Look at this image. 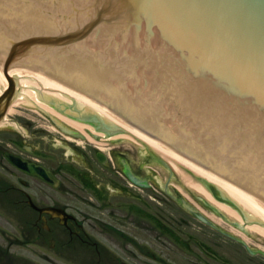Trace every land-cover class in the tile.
Here are the masks:
<instances>
[{
	"label": "water",
	"instance_id": "1",
	"mask_svg": "<svg viewBox=\"0 0 264 264\" xmlns=\"http://www.w3.org/2000/svg\"><path fill=\"white\" fill-rule=\"evenodd\" d=\"M0 68V119L11 77L25 79L40 103L96 113L264 222V0H0ZM42 73L144 133L67 87L32 89Z\"/></svg>",
	"mask_w": 264,
	"mask_h": 264
},
{
	"label": "flooded vegetation",
	"instance_id": "2",
	"mask_svg": "<svg viewBox=\"0 0 264 264\" xmlns=\"http://www.w3.org/2000/svg\"><path fill=\"white\" fill-rule=\"evenodd\" d=\"M43 140L0 138V206L3 215L7 210L16 217L20 237L46 248V262L58 255L68 262L95 258V264H264L263 257H249L242 250L215 249L220 244L214 239L191 249L198 243L187 233L198 223L189 213L191 199L208 206L186 186L180 187L183 196L180 188L169 185V174L159 185L163 170L151 172L113 151L98 156L87 148L78 162L70 161L65 158L69 153L55 154ZM6 151L51 173L57 185L12 167L4 159ZM123 161L127 173L146 186L129 180ZM24 210L28 214L23 216ZM12 244L0 246V264H22V257L13 260Z\"/></svg>",
	"mask_w": 264,
	"mask_h": 264
},
{
	"label": "rangeland",
	"instance_id": "3",
	"mask_svg": "<svg viewBox=\"0 0 264 264\" xmlns=\"http://www.w3.org/2000/svg\"><path fill=\"white\" fill-rule=\"evenodd\" d=\"M1 87L2 86L0 85V88ZM59 113L61 115H64L63 112L61 111H59ZM48 114H49V117L53 118V121H56V119L60 121L59 119H61L55 114L53 115L50 113ZM53 121H51L44 113L37 111L36 109H30L28 107L12 106L11 110L6 115L5 122L0 125V129L3 131L9 130L10 132H13L17 135L19 134L20 136H23V138L27 139L29 142H32L33 136H37L38 138H43L44 139L43 143H48V144L51 143V148H53L54 153L69 152L70 148H72V146H69V145L75 146V144L66 143L64 138L65 137L70 138V137H68V135L65 134L61 129H59L53 123ZM62 124L68 128V124H66L64 121L62 122ZM8 128H10L11 130ZM85 130L88 131V129H85ZM8 136H11V135H8ZM99 138H103V137H99ZM37 140L41 142L40 139H37ZM83 144L85 146V143H82L81 145ZM116 146L118 147L117 149L119 150V153H122L121 146L132 147L134 151L133 152L130 151L129 152L130 157H126V158L130 161L133 160V162H135L136 164L140 163L141 160L138 155L140 152H139V149L136 148L137 146L136 142H131V141L129 143L119 142L118 144H116ZM101 147L107 148L105 147L104 144H101ZM77 148H80V146H77ZM69 154H70V157H65L66 159L70 161L72 160H75L77 162L79 161V156L77 152H75L74 156L72 153H69ZM148 167L150 169H156V170L159 168L155 166L154 163H151L150 165H148ZM168 174L169 173L166 172V176ZM169 176L171 175L169 174ZM182 186H186V184H183ZM2 212L3 210L1 209V206H0V228L2 229V235H0V246L4 248L9 242H12L13 240L14 241L13 243L15 244H13V246L11 247L10 252L14 256L19 255L18 257H22V262H19V263L24 264L23 259H25V260L31 261L32 264H95V261H94L95 258H90V257L72 258L71 261L68 262L66 258L60 257L58 255H51L52 258H50L49 260L50 263L46 262L45 261V258H46L45 256L46 248L45 247H40L39 245L38 246H35V245L34 246L33 245L23 246V245L16 244L17 242L16 238L20 237L19 232H18L19 227H20L19 222L17 221L16 217L12 213L8 212L7 210H6V213H4L5 215H3ZM25 213L27 215L28 211L24 210L23 216L25 215ZM2 216H4V218ZM213 220L217 225H219L225 231L231 233L232 235L236 237L243 239L250 247H255V248L264 250V238H262L263 240H261L260 239L261 237H259L258 235L254 233L253 234L244 233L242 231V228L234 227L232 224L224 221L223 219H221L220 217H217L216 215H213ZM194 229L196 232L197 231H200V233L202 232L203 236L208 237L207 239L212 238L211 237V234H212L214 236V239H217L218 241H221V239L223 240V238L219 237L218 235L213 233V231L207 228H204L205 230L203 228L202 230H198L197 228L194 227ZM2 237H5V239H2ZM62 239L64 238L61 235H57V240L61 241ZM226 246L227 247H225L224 242H222V246L215 247V249H225V248L229 250L234 249L233 247L234 245L227 244ZM47 256H50V254H47ZM14 264H18V263H14Z\"/></svg>",
	"mask_w": 264,
	"mask_h": 264
},
{
	"label": "bare ground",
	"instance_id": "4",
	"mask_svg": "<svg viewBox=\"0 0 264 264\" xmlns=\"http://www.w3.org/2000/svg\"><path fill=\"white\" fill-rule=\"evenodd\" d=\"M30 83H32V89L65 88V86L49 79L48 77H30ZM1 86L2 87L0 88V93H1L2 89L5 88L6 85H1ZM84 98H86V97H84ZM86 99H88V98H86ZM88 100H90V99H88ZM90 101H92V100H90ZM93 103H95V102H93ZM95 104H97V103H95ZM12 106L28 107L30 109H36L37 111H40L42 113L46 112V113H50L52 115L55 114L56 116L60 117L66 124L70 125L72 128L77 129L78 131H81L86 136L85 126H84L85 124H83V123L79 124V123H77L78 122L77 120H76L77 121L76 122L74 119H71V116H68L65 113H64V115H61L59 113V111H56V109L40 103L37 100L34 93L32 92L29 85L27 84L25 79L18 82L17 94H16L15 99L12 101L10 107H12ZM10 110H11V108L9 109V111ZM9 111H8V113H9ZM100 111L110 113L109 111H107L105 108H103L101 106H100ZM61 119H59V120L62 121ZM111 139L112 140H119L121 142H126V143H129L130 141L136 142L138 144L139 149L141 148L139 139H128V138H111ZM152 140L157 142L154 138H152ZM150 151H153L158 157H160L162 159V161L164 163H166V165L169 168L171 167L174 170V172L176 173L175 175L179 180H181L182 182L187 184L190 188H193L196 191L202 192L203 194H206V196H208L206 191L201 186H199L195 181H193L190 177H188L184 173V169H183V165H182L181 161H179V160H177V159H175V158H173V157H171V156H169V155H167V154H165V153H163L157 149H151ZM208 173L210 174V176L213 178V180L215 182H218L220 184L227 186L226 181L216 177L215 175L211 174L210 172H208ZM208 197L210 200H212V198L210 196H208ZM213 202L217 206L218 210H220L231 221H233L237 224H243L244 225L245 223H247L246 222L247 220L252 221L251 224H253V222H254L255 225L249 224L245 228L244 231L246 233H251V234L255 233L259 237L264 238V222H256V216H254V215H252V214L241 209L243 211L244 215H246L245 218H243L242 216H240L236 212L232 211L227 206L221 205L215 201H213ZM256 223L259 224L260 226L257 225Z\"/></svg>",
	"mask_w": 264,
	"mask_h": 264
}]
</instances>
